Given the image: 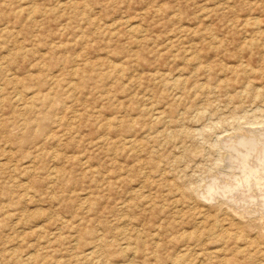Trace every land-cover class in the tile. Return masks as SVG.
Masks as SVG:
<instances>
[{
  "label": "rangeland",
  "instance_id": "rangeland-1",
  "mask_svg": "<svg viewBox=\"0 0 264 264\" xmlns=\"http://www.w3.org/2000/svg\"><path fill=\"white\" fill-rule=\"evenodd\" d=\"M0 264H264V0H0Z\"/></svg>",
  "mask_w": 264,
  "mask_h": 264
},
{
  "label": "bare ground",
  "instance_id": "bare-ground-1",
  "mask_svg": "<svg viewBox=\"0 0 264 264\" xmlns=\"http://www.w3.org/2000/svg\"><path fill=\"white\" fill-rule=\"evenodd\" d=\"M238 150V149H237ZM253 165V164H252ZM256 187V186H255ZM241 190V189H240ZM254 192V191H253ZM240 200V199H239ZM91 255V254H90Z\"/></svg>",
  "mask_w": 264,
  "mask_h": 264
}]
</instances>
